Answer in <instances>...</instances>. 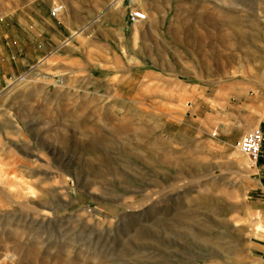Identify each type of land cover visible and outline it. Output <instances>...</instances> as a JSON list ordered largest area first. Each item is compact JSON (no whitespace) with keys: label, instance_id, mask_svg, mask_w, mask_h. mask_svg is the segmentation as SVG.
<instances>
[{"label":"rangeland","instance_id":"rangeland-1","mask_svg":"<svg viewBox=\"0 0 264 264\" xmlns=\"http://www.w3.org/2000/svg\"><path fill=\"white\" fill-rule=\"evenodd\" d=\"M34 1L60 7L50 16L66 36L0 88V264H221L172 219L186 191L216 200L241 264H264V232L252 233L264 230L254 207L264 204V142L255 165L235 147L252 129L264 134V44L218 42L224 28L194 20L222 5L264 29V0H0V15ZM137 10L146 20L131 25ZM146 125L155 138L133 133ZM96 130L117 144L103 153L119 175L102 188L81 151Z\"/></svg>","mask_w":264,"mask_h":264},{"label":"bare ground","instance_id":"bare-ground-1","mask_svg":"<svg viewBox=\"0 0 264 264\" xmlns=\"http://www.w3.org/2000/svg\"><path fill=\"white\" fill-rule=\"evenodd\" d=\"M230 1H228V2H230ZM121 2H123V0H119L117 4L120 5ZM233 2L234 1L232 0L231 5L233 4ZM223 4H226V3L224 2ZM234 5H236V3ZM237 5H238V3H237ZM215 7H216L215 13L214 12H212V13L211 12H209V13L205 12V14H200V15L198 13V15H196L195 19H194L195 24L198 26H205L206 28H212V29H215L218 27L224 28L223 32L218 33L217 36H214L216 40L217 39L222 40L221 42H223V41H225V42L231 41L232 42V39L237 38L236 40L239 39L241 44L242 43L244 44L246 42H249V43L250 42H257L258 43V41H260L264 44V29H262V27L259 26V24H258L259 22H257L258 20L254 19L253 15L246 16L248 18L251 17L253 20L252 26L246 27L243 25L242 16H239L240 14L238 13V11H236L234 9H229V8L225 9L222 5L219 7L218 6H215ZM244 7H246V6H244ZM55 8H60V7H55ZM55 8H53V9H55ZM58 11H59V9H55L54 10L55 14L53 16L58 14ZM260 28H261V30H260ZM247 29H249V30L252 29V30H256V31L254 33H253V31H251L252 33H250L249 30H247ZM184 32H185V30H184ZM194 38L200 39L201 41L206 42V40H210L212 38V36L208 35V34H202V35L196 34V35H194ZM196 41H199V40H196ZM232 43H234V42H232ZM236 45L238 46V44H236ZM241 47H243V46H241ZM249 54L247 53V55H249ZM209 69L210 68H208V70ZM128 128L129 127H128V124L126 121V122H123L122 124H120L119 126L115 127L112 131L114 132V134H124V133H127L129 131ZM156 129H157L156 126L150 127V126L146 125L141 130V132H139V133L133 132V133H135L137 135H141L142 137H147V138L148 137H150V138L154 137L155 138L156 135H154V134H155ZM96 131L95 132L93 131L94 137L96 139L92 143L88 144V146L83 148L81 151L85 152V155L87 152V155L89 156V158L93 162H96L98 165V167L94 168V169H90L89 165L85 166L87 168L86 171H88V177H90L91 181H92L90 184L92 186L97 185V186L102 188V185H104L103 178L112 177L113 179H115L117 177V175H119V172L117 171V168H118L117 162L106 159V155L103 153V152H107L109 149L110 150L115 149L114 147H115V145L117 146V144L114 145L115 142L113 143L110 141L109 142L106 141L105 136H103L104 134L100 130H98L97 132ZM82 133L84 135L88 134V132L86 130H83ZM163 144L164 143H161L160 145H163ZM122 152H129V150L128 151H122ZM149 152H154V150L153 151L151 150ZM152 156H153V154H150L149 157L147 158V160L151 164L156 165L157 167H155V168L159 167V168L164 170V168L168 167L167 166L169 163L168 159L160 158V157L153 158ZM169 160H170V158H169ZM148 162H146V163L148 164ZM176 163H178V162H176ZM117 172H118V174H117ZM115 184H117V183H115ZM204 186H205V188L207 187L206 185H204ZM169 187H170L169 188L170 192H172L176 189V187H174V183L172 185H169ZM157 193H156V195H158ZM160 195L162 197L161 193H160ZM180 200L181 201L179 203H175V205L171 209L172 214L171 213L170 214L172 215V219H174V220L176 219V223L181 224L182 226H185V230H188L191 232V234L193 236V240H195L201 246H204L205 248H207L206 249V250H208L207 258H208L209 262L210 263H217L219 261L221 264H241V261H240L241 249L238 248L237 246H235L234 241L232 242L227 238L224 231L218 230L219 228L217 226L220 225L219 224L220 222L216 221L215 218L220 217L219 219L222 220L225 217V215L223 214L224 212L222 213V210L220 208H218L219 204L216 202V200H213L211 197H209L205 194H203V195L199 194L196 197H190L188 194V191H186V192H184V194H182ZM183 203L186 204V207H184ZM200 210H203L204 212L206 211L208 215L210 214L211 216H213L212 219L211 218L207 219L206 217L203 218V216H201L199 214ZM187 221H192L194 223L193 225H197L198 228L193 229L194 227L192 228L190 225L189 226L185 225V223ZM260 226L261 225H259V224L256 225V228L255 229L253 228L254 230H252V233L253 234L254 233H257V234L260 233L261 234L262 232H264V230ZM120 252L122 254L129 253L128 248H123ZM117 256H119V255L117 254ZM128 256H129V254H128ZM121 259H122V257H121ZM193 261L194 262H190V263H196V261H198V259L193 260ZM178 264H181V263H178Z\"/></svg>","mask_w":264,"mask_h":264},{"label":"crops","instance_id":"crops-1","mask_svg":"<svg viewBox=\"0 0 264 264\" xmlns=\"http://www.w3.org/2000/svg\"><path fill=\"white\" fill-rule=\"evenodd\" d=\"M49 12L47 2L34 1L0 15V88L54 54L65 39V31ZM254 207L264 216L262 201Z\"/></svg>","mask_w":264,"mask_h":264},{"label":"built area","instance_id":"built-area-1","mask_svg":"<svg viewBox=\"0 0 264 264\" xmlns=\"http://www.w3.org/2000/svg\"><path fill=\"white\" fill-rule=\"evenodd\" d=\"M55 9H50V15L55 14ZM128 20L131 25H139L146 20V15L141 11H132L128 15ZM264 142V134L255 128L242 135L235 144L239 153L246 156V158L253 164L260 158L261 148Z\"/></svg>","mask_w":264,"mask_h":264}]
</instances>
